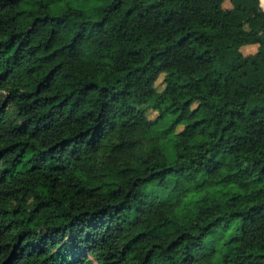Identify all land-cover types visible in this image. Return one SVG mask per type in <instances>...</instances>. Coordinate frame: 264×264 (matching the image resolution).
I'll use <instances>...</instances> for the list:
<instances>
[{"label":"trees","instance_id":"16d2710c","mask_svg":"<svg viewBox=\"0 0 264 264\" xmlns=\"http://www.w3.org/2000/svg\"><path fill=\"white\" fill-rule=\"evenodd\" d=\"M224 1L0 0V264H264V10Z\"/></svg>","mask_w":264,"mask_h":264},{"label":"rangeland","instance_id":"374dc122","mask_svg":"<svg viewBox=\"0 0 264 264\" xmlns=\"http://www.w3.org/2000/svg\"><path fill=\"white\" fill-rule=\"evenodd\" d=\"M223 6L224 7L231 6L229 0H225L223 3ZM255 50H256V45H247V46L242 47V51L245 54L253 53V52H255ZM162 79H163V76H160L159 79L157 80V82L155 83L157 90H162L164 88V83H163ZM156 115H157L156 112L151 111V112H149L148 116L150 118H154ZM181 128H182V126H179L177 128V130H180ZM157 129H160V127H157Z\"/></svg>","mask_w":264,"mask_h":264},{"label":"water","instance_id":"95a60500","mask_svg":"<svg viewBox=\"0 0 264 264\" xmlns=\"http://www.w3.org/2000/svg\"><path fill=\"white\" fill-rule=\"evenodd\" d=\"M260 5H261L262 9L264 10V0H260Z\"/></svg>","mask_w":264,"mask_h":264}]
</instances>
